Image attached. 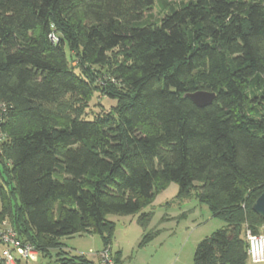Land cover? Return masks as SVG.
<instances>
[{
  "label": "trees",
  "instance_id": "obj_1",
  "mask_svg": "<svg viewBox=\"0 0 264 264\" xmlns=\"http://www.w3.org/2000/svg\"><path fill=\"white\" fill-rule=\"evenodd\" d=\"M198 90L213 104L185 97ZM94 92L117 107L87 118ZM171 182L227 223L195 263L252 264L264 0H0V220L53 264H95L58 239L99 235L111 251L109 215L142 212Z\"/></svg>",
  "mask_w": 264,
  "mask_h": 264
},
{
  "label": "rangeland",
  "instance_id": "obj_2",
  "mask_svg": "<svg viewBox=\"0 0 264 264\" xmlns=\"http://www.w3.org/2000/svg\"><path fill=\"white\" fill-rule=\"evenodd\" d=\"M158 9L154 13H158ZM66 52L69 56L68 49ZM115 52L114 56H117L118 50ZM96 69L104 74H111L113 70L107 65ZM98 82L103 85L101 78ZM115 107L117 101L94 92L87 109V118H93L97 113L109 112ZM1 211L0 201V213ZM144 212L150 214L147 225H142L139 221ZM109 220L116 224L111 252L113 256L118 255L123 264H196L195 253L199 244L227 227V223L216 217L207 203L199 200L195 191H191L189 196H182L179 185L174 182L156 192L149 206L142 212L128 216L111 214ZM58 244L70 257L85 255L95 264H102L98 255L104 249V241L99 235L61 237ZM3 250L4 246L0 243V256ZM51 253L52 257H57L59 249H52ZM38 254L36 262H27L14 252L17 260L15 263L53 264L55 261L51 257H44L41 252ZM0 264H4L1 257Z\"/></svg>",
  "mask_w": 264,
  "mask_h": 264
},
{
  "label": "built area",
  "instance_id": "obj_3",
  "mask_svg": "<svg viewBox=\"0 0 264 264\" xmlns=\"http://www.w3.org/2000/svg\"><path fill=\"white\" fill-rule=\"evenodd\" d=\"M264 229V227H263ZM247 241L249 244L248 256L252 264L264 263V231L253 234L248 231ZM0 243L4 246L0 256L4 264H16L14 252L27 262H36L38 252L30 243H25L19 233L10 225L8 220H0ZM98 258L102 264H116L110 250L103 249Z\"/></svg>",
  "mask_w": 264,
  "mask_h": 264
},
{
  "label": "water",
  "instance_id": "obj_4",
  "mask_svg": "<svg viewBox=\"0 0 264 264\" xmlns=\"http://www.w3.org/2000/svg\"><path fill=\"white\" fill-rule=\"evenodd\" d=\"M185 97L191 99L197 106L204 108L212 105L217 95L215 92L198 90L195 92L186 93ZM253 211L259 217L264 219V193L254 203Z\"/></svg>",
  "mask_w": 264,
  "mask_h": 264
},
{
  "label": "crops",
  "instance_id": "obj_5",
  "mask_svg": "<svg viewBox=\"0 0 264 264\" xmlns=\"http://www.w3.org/2000/svg\"><path fill=\"white\" fill-rule=\"evenodd\" d=\"M10 225H11V224H10ZM112 254H113V253H112ZM113 257H114V260H115V257H116V255H115V256H113ZM115 263H116V264H119V263H117V262H116V260H115ZM121 264H123V263H121Z\"/></svg>",
  "mask_w": 264,
  "mask_h": 264
}]
</instances>
